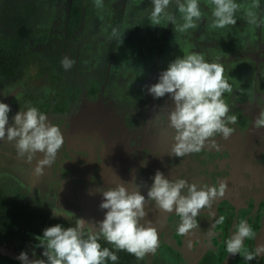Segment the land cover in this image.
I'll list each match as a JSON object with an SVG mask.
<instances>
[{
    "label": "flooded vegetation",
    "instance_id": "flooded-vegetation-1",
    "mask_svg": "<svg viewBox=\"0 0 264 264\" xmlns=\"http://www.w3.org/2000/svg\"><path fill=\"white\" fill-rule=\"evenodd\" d=\"M151 3L152 0H103V7L97 9L94 0H0V102L9 105L11 109L8 114L9 125H11L12 118L18 111H24L28 106H34L47 116L50 123L61 129L65 139V144L57 154L56 163L45 166L43 174L37 180L38 183L43 182L41 185L47 190L50 191L53 186L57 185V180L51 185V179L54 180V178L48 175V170L60 174L58 170L60 171L61 168H58L57 165L64 163L67 167L66 160L68 158L74 164L75 154L79 152V150L76 152V149H74V143H85L86 141V146L89 147L90 141H92L91 143L97 141L98 135L100 138L99 143H101V155L104 154L107 147L111 151L110 147L104 143H113V152H116V157H107L104 154L101 159V167L105 169V174L110 173L111 176L119 180V183L123 182L119 179V174L120 176L128 175V182H131L133 176L140 174V171L137 172V170L134 173L133 169L138 168V164L143 158L142 154L145 151L147 152L144 147L149 148L150 146L141 143L138 139V130L153 125L144 120V115L150 113V106L148 102L141 100L145 96L142 85L146 81L151 80V82H154L153 78H148L150 74L153 75V72H150V63L154 58L153 53L159 47H163V42L168 47L178 44L185 45L184 41L190 37L189 35H198L200 31L203 33L211 32L212 35L209 34V36L214 39V46L219 47V49H221L220 47H225V49L235 48L238 57H254L252 65L264 72L262 70V68L264 69V26L254 27L249 25L244 12L236 13V23L234 25L226 26L223 29H210L211 7L206 3V0H199L202 18L198 22L197 28L189 29L184 34L177 33V37H174L173 33L176 31L170 23L167 25L162 23L158 26L159 29L157 26L151 25L149 19L152 9ZM173 5L175 7L169 5L167 11L171 13L172 10V14H177L176 2ZM255 11L259 17H264V0H260V7ZM113 29H116L122 35V43H119L117 37L111 35ZM238 30L241 37L235 38L232 33ZM127 42L134 43L137 50L147 48V52L143 54L144 70L133 69V61L123 63L122 60H116V57L112 56L114 53H120L121 49L124 50L126 48L124 44ZM36 45L41 52L38 49L35 51ZM51 55L53 60L50 61ZM63 57L75 61L74 69L78 68L75 64L83 68L80 71L78 70L80 68L77 69L79 73L77 78L79 79L78 87L79 90L83 91L85 100V108L79 112L73 109L79 98H74L73 101L70 100L67 107L62 109L63 107H58L59 99L55 94L57 90L50 88L52 86L50 82L52 76H54L53 80L63 82L60 76L62 74L57 72V65L61 66ZM103 57L104 60H102ZM155 63L159 64L160 61H155ZM114 64L126 65L124 68L128 69H124V71L128 70L131 76L137 75L143 79L144 83L139 82V85H135L134 80L128 74L123 85L121 82L122 77H120L121 69H118ZM101 66H103V76L99 75ZM159 67H157V72ZM245 73L249 74L247 70H245ZM113 74H115V81L112 80ZM254 76L255 80L258 78L261 82L264 81L262 72L258 73L256 70ZM138 77L136 78L138 79ZM32 79L39 82L40 89L36 91L29 90ZM238 79L241 80L240 77ZM67 80V77H65L64 82ZM92 80H96V83H98L91 85ZM128 82H130V85H128ZM253 92L251 95L264 94L258 91ZM234 95L242 96L243 109L248 111L251 100L248 96L249 93H245V90L243 92L237 90ZM229 102L227 101V103ZM48 105L49 108L44 112V108ZM258 111L260 114L264 111V108ZM228 115L231 114L228 113ZM245 123L247 124V122ZM79 125H81L80 130L84 129L81 134L84 135L85 140L77 138L75 129H78ZM94 126H101L97 129L98 134L96 133V135L93 134L96 131L93 130ZM102 129L106 133L102 132ZM259 130H264V128ZM259 135L261 136V133ZM249 136L251 135H247L245 140ZM251 139L253 141L249 140L248 143H264V137L255 138L251 136ZM1 144H5L6 148H3L2 151L0 149V152L5 156V161L0 164V192L17 203L24 204L23 206L28 208V212L33 211L44 215V225L42 223L40 225L48 226L50 218H56L57 216L37 211L27 201L19 199L11 193V185L14 180H25L24 183L28 186H26L28 189L37 186L32 181L30 171L31 168L35 167H33V164H36V160L43 158L42 154L37 153L36 158L29 163L25 159L17 157L13 143L0 140L2 148ZM103 145L104 149L102 150ZM236 145L235 143H228L226 146L234 148ZM236 151L238 153L243 152L241 158L248 153L240 148ZM252 153H257V155L249 157L247 154L245 157L249 158L248 161L242 163L243 167H246L247 164L250 166H247L250 172L249 175H242L244 180H239L237 185L233 183L238 186V196L246 197V199L244 201L239 200V203L232 201L231 206L229 204L223 206L217 201L220 205L214 206L213 204L214 212H211L212 208L202 210L196 218L199 228L189 234L180 236L177 233L176 225L179 218L174 214V211L173 213L163 212L155 207L154 202L151 203L152 210H156L159 216L161 212L166 213L163 216L171 223L156 222L154 218L146 217L141 220L142 224L145 220L151 221V226L155 227L158 232L159 246L155 254L145 256V258L151 259L148 264H221L223 260L226 261V264H264V217L260 216V213H263L264 216V146L255 148ZM225 154L229 156V151ZM252 157H256V161L263 162H252L250 161ZM148 159L156 163L161 162L159 157L154 154L148 156ZM111 161L119 163H111ZM191 162H194V160ZM107 163L109 164L106 166ZM120 163L125 167H121ZM232 164H234L233 161ZM184 165H187V163ZM141 169H144V167ZM238 169L240 170V167ZM16 170L19 172H16ZM252 172L257 182L254 183L255 189L247 185L250 180H254L251 179ZM57 179L59 181V178ZM193 182L200 184L199 179H193ZM83 184L82 188L79 187L80 190L83 189V194L94 190L89 178H86ZM234 191L236 194V189ZM63 193L73 196L67 189H64ZM94 195H91V197L98 199L97 194ZM87 198L88 196L81 199L77 198V201L85 206L91 205L89 204L90 201L87 202ZM219 201L222 202V200ZM220 215L226 218L224 224L213 228L214 218H218ZM244 217L256 234L254 238L245 239L244 241V249L255 254V259L250 261L244 258L243 253L228 254L224 243L232 234L234 225ZM63 220L75 226V219ZM85 231L88 230L85 229ZM251 242H253L251 244L253 248L246 249L245 247ZM31 244V242L24 243L19 247L17 244L5 241L0 236V245L11 248L18 253L21 251L30 252L31 255H28L35 257L36 247L31 246ZM108 245L113 248L110 243ZM117 252L125 255L124 258H129L125 261V264H143L145 259L138 260L126 251ZM0 255L7 256L1 252Z\"/></svg>",
    "mask_w": 264,
    "mask_h": 264
},
{
    "label": "clouds",
    "instance_id": "clouds-1",
    "mask_svg": "<svg viewBox=\"0 0 264 264\" xmlns=\"http://www.w3.org/2000/svg\"><path fill=\"white\" fill-rule=\"evenodd\" d=\"M172 0H152L150 22L152 26L162 23L175 25L178 34L195 29L202 18L199 0H176V13L167 9ZM211 7L212 20L210 29H223L236 23V13L243 8L247 23L254 27L264 26V17L255 11L260 7V0H252L244 7L236 0H206ZM97 9L103 7V0H94ZM178 19L180 22H178ZM112 36L122 43V35L113 29ZM75 61L63 57L61 66L70 70ZM232 86L224 77V68L218 61L209 62L203 54L190 52L170 61L165 70L159 74L156 83L147 86V92L154 99L166 94L174 104L168 113L167 127L174 131L171 139L169 156L182 158L199 153L207 144L218 147L216 137L228 139L236 129L237 117L228 115L230 108L224 94L232 92ZM9 105L0 102V140L13 143L18 158L31 163L37 153L41 159L36 160L33 169L39 177L45 166H51L57 159L59 150L65 144L61 129L48 121L47 116L34 106L18 111L9 125ZM254 128H264V111L254 120ZM146 164L142 161L141 167ZM151 185L137 183L133 176L131 182L123 181L107 189L97 187L89 195L99 193L102 197L99 209L104 211V218L99 221L86 222L77 217L75 226L65 227L60 223L43 229L39 247L43 249V259H30L21 251L17 259L21 264H106L116 262L117 251H126L143 260L149 253L155 254L158 246L157 229L151 221L145 220L146 203L154 202L155 207L166 213H173L179 218L176 231L180 236L198 229L197 217L202 210L211 209L217 198L223 197L226 183L218 185L189 183L186 179L176 177L169 179L157 170L151 178ZM127 185V187H126ZM146 187V196L141 188ZM129 188L131 190H129ZM54 214L53 216H58ZM225 216L214 218L213 228L225 222ZM87 226L88 231H85ZM97 230L93 231V228ZM211 235V233H210ZM251 225L244 219L233 227L232 234L224 242L228 254L243 253L248 261L255 259V254L244 249L245 239L255 237ZM104 239L114 250L101 247L99 240Z\"/></svg>",
    "mask_w": 264,
    "mask_h": 264
},
{
    "label": "water",
    "instance_id": "water-1",
    "mask_svg": "<svg viewBox=\"0 0 264 264\" xmlns=\"http://www.w3.org/2000/svg\"><path fill=\"white\" fill-rule=\"evenodd\" d=\"M157 28L159 29L158 26ZM209 34L212 35L211 32L203 33L200 31L198 35H193V36L189 35L190 37H192L191 41H188V40L184 41L185 43V45L183 44L184 46L178 44L176 46L171 45V47H168L163 42L162 43L163 47H159L157 49L158 51L156 50V52L153 53L154 58L151 60V63H150L151 64L150 72H153V75L150 74L148 78H153L152 80H154V82H151L150 80L149 82L146 81L142 85L144 89L143 92H145L144 94L145 96L141 98V100L148 102V105L150 106V113H147L146 115H144L145 116L144 120L145 122H148L153 125H148L149 127L142 128L145 130L139 129L138 139L141 141V143H145L146 145L150 146L149 148L144 147L147 150V152L145 151L146 152L145 156L148 157L154 154L159 157V160H161V162L156 163L155 161H148L146 165H144V169H139L140 174L135 176L137 183L140 181V183L150 186L152 183L151 178L155 175V172H152L153 165H155V167H158L159 165L165 163V168L162 173L164 174L166 178L175 179L176 177L179 176L181 178L186 179L189 183H192L193 179H199L200 184H208V185H218L219 182L224 181L227 184L224 195L227 196L230 194H235L234 189H236V194H237V191H238V188L236 186L237 182L239 180H244V176L242 177V175H249L250 173L249 170L247 169L248 168L247 166L249 165L247 164L246 167H243L242 165L243 162H247L249 159V158H246L245 156L247 154L249 157H251V155L252 156L257 155V153H254V154L252 153L255 151V148H260L264 146V143H248L249 140H252L251 136L255 138L264 137V130H257L254 128V120L256 119L255 117L259 115L258 110L264 108V94H263L264 93V81H262V84H258L256 80L250 79L252 80L253 87L250 90L245 91V93H249L248 96L251 98L249 109L248 111L244 109H240V110H237L235 114H233L237 117V122L235 125H230V126L234 127L236 131L233 134H231L228 139H223L222 137H216L215 142L216 144H218V147H213L212 144L210 143V144L205 145V147L199 153H193L190 155H186L182 158L172 157L168 155L170 152L171 146L174 143V141L171 139V136L174 135V131L167 127V116H168V113L174 108V104L169 98L168 94H166L163 98L154 99L147 92V86H150L156 83L157 82L156 80H158V77L160 74V72H154L156 68L152 67L153 64H155V61L162 62L163 66L165 64L163 70L167 68V65L170 61L174 60L178 56L189 54L190 52H197V53L203 54L205 59L208 60L209 62L225 61L227 68L224 69L225 71L224 77L234 89H236V86H235L236 82L239 81L238 77H240L241 80H244L246 79V77L255 78L256 76V75L251 76V73L246 74L245 72L236 70L238 63L243 62V60H241L238 57H235V58H232L233 60L231 62H228V58L229 59L231 58L230 56L228 57L229 52L225 50V47H220L221 48L220 50L223 52H221V54L218 53L219 48L213 45V42H211V37L209 36ZM158 40L161 41L162 39H158ZM129 43L133 44L132 42H129ZM146 52H147V48H144V49L141 48L137 50V48L128 49L126 47L124 50L121 49L120 53L119 52L114 53L112 56L116 57V60L117 59L122 60L123 63H125V61H133L134 64L133 63L131 64H133L140 71V70H144V67H145L143 65V59H144L143 54ZM129 54L131 55L129 56ZM102 60H104V57ZM75 65L76 67L83 70V68L80 65H77V64ZM115 66L118 69H121L120 77H122L121 82L124 85V81H126L125 80L126 77H123V71L126 65L122 64V65H115ZM102 68L103 66H101L99 69L100 76L104 75ZM114 75L115 74H113V78H112L113 81H115ZM126 76H128L127 72H126ZM247 82L245 81V84ZM137 84L139 85V83ZM256 87H257V91L261 92L263 95H258V96L251 95L253 91L254 92L256 91ZM238 99H242V96H237V95L229 96L227 100V101H230L228 103L229 108H232ZM245 122H247V124ZM77 128L78 129H75V132H77V138L79 140H85L84 135L81 134V132L84 129L82 128V130H80L81 125H79ZM259 133H261V136L259 135ZM247 135H251V136H249V138L245 140ZM243 140L245 141L242 142ZM228 143L230 144L235 143L237 145L234 148L233 147L229 148L226 146L228 145ZM5 144L3 145L1 144L2 145V148L0 146L1 151L3 150V148H6ZM86 145H87L86 141L85 143H74V149H76V152H78L77 150H79L78 154H75L76 158L74 160V164L72 160L68 158L66 160L67 167L65 166L64 163H60L59 165H57L58 168H61L60 171L58 170L60 174L54 173V171L52 172V170H48V175L53 176L54 178V180L51 179V185L54 184V181L58 180L57 178H61V177H63V179L65 178V181H67L68 183L80 181V183L83 184L85 182V179L81 177L82 176L81 172L85 170L86 172L91 171V173H93L91 174V177L89 178V180H91V184L93 185V189L97 187H102V188L106 187L105 189H107L108 187H115V185L119 183V180L116 177L111 176L110 173H108V175L105 174V169L101 167L102 165H100V161L99 163H97L94 161H89L86 158V156L88 155V146ZM244 145L247 148H245ZM238 148H240L241 150L244 149L248 153L245 154L243 158H241L243 152L238 153L236 151ZM232 149H234L232 151L234 154H232L230 158L229 156H226L225 153L226 152L228 153V151ZM252 158H250V161L252 162H257V163L263 162L259 160L256 161L255 159L256 157H252ZM147 160L148 159H146L145 161ZM192 160H194V162H191ZM4 161H5V156L2 152H0V164H2ZM142 161H144V158H142V160L139 162L138 168L141 167ZM232 161L234 164H232ZM114 162H117V161H111V163H114ZM55 163L56 162H54V164ZM185 163H187V165H184ZM108 164L109 163L105 165L107 166ZM34 166H36V164H33V167ZM77 167L78 168L80 167V171H81L80 175H77V173L72 175L70 171L74 168L77 171ZM121 167H125V166L121 164ZM239 167H240V170L238 169ZM34 168H31L30 175H31L32 181L36 184L37 180L40 179V176L37 177L34 174L33 172ZM138 168L133 169L134 173L136 170H138ZM17 171L18 170H16V172ZM67 171H68L67 173L68 175L64 174ZM57 175L58 176L61 175V177H58ZM118 177L122 181H127L128 175L125 174L124 176H120L119 174ZM254 178H255V175L252 172L251 179H254ZM255 182H256V179H254L253 181L250 180V182H248L247 185L255 189L252 186ZM233 183H236V185H234ZM231 186H233L234 189ZM129 190L131 189L129 188ZM140 191L142 195L146 196V187L141 188ZM86 195L88 196L87 202L91 201L92 199H95L97 201L96 198L91 197L88 193H86ZM145 211L147 213L146 218H154L156 222L166 221L165 219L166 217L163 216L166 213L161 212L159 216L156 210H152L151 203H146ZM0 252L15 260H18L17 257L19 253L12 250L11 248H7L3 245H0ZM29 258L38 259L30 255H29Z\"/></svg>",
    "mask_w": 264,
    "mask_h": 264
},
{
    "label": "rangeland",
    "instance_id": "rangeland-1",
    "mask_svg": "<svg viewBox=\"0 0 264 264\" xmlns=\"http://www.w3.org/2000/svg\"><path fill=\"white\" fill-rule=\"evenodd\" d=\"M175 2H176V0H172V2L170 3V6H172L174 8L175 5H173V4ZM236 2L238 4H241L244 7H247V6L251 5V3H252V1H248V0H236ZM151 7H152V3H151ZM241 12H244L243 8L240 11H238L237 13H241ZM171 13H172V10H171ZM178 22H179V20H178ZM170 25L175 30V25H172L171 23H170ZM14 31H12V32H14ZM238 32H239V30L233 32L232 35L235 38H237L238 36L241 37V35ZM173 36L177 37V33L174 32ZM191 38L192 37H189V38H187V40L191 41ZM211 42H213V45H214V39H211ZM124 45L128 49L137 48V46L134 45V43L131 44V43L127 42ZM35 47H36L35 51L38 49L41 52L40 48L37 47V45ZM225 50H227L229 52L228 57L229 56L231 57L230 59L228 58V62H231L233 60L232 58L238 57V53H237V50L235 48L234 49L233 48L225 49ZM221 52H223V51H221L219 49L218 53L221 54ZM243 56H245V55H243ZM238 58H240L241 60L246 61V62L238 63V65L236 67V70H239L241 72H245V70H247L249 73H251V76H254V71H256V70H257L258 73L262 72L264 74V72L261 71L260 69H258V67L256 69L252 65L253 62H254V57H238ZM49 59H50V61L53 60V56L51 55V57ZM220 63L222 64L224 69L227 68V65H226L225 61L220 62ZM158 66H160L158 72H161L164 69L165 64L163 66V64L161 62L159 64L155 63V65H154V68H156L155 72H157V67ZM77 69L78 68L74 69V67H73L70 70L66 71L60 65H57V72L62 74L60 76L62 77L63 82L65 81V77H67L68 80L63 83V82H59L57 80H53L54 76H52L50 78V82L52 84V86H50V88L51 89L55 88L57 90L55 94H56L57 98L59 99L58 107H63L62 109H65L67 107V104H68V102L70 100L73 101L74 98H79V100L76 101V105L73 108V109L76 110V112H79L80 110H83L85 108V104H84L85 100L83 98V95H84L83 91L79 90V87H78L79 79H77V78L79 77V73H78ZM125 69H128V68H125ZM133 69H137V68L134 66ZM78 70L80 71L81 69H78ZM262 70H264V69L262 68ZM60 71H62V72H60ZM126 72L129 74L130 78H132L134 80L135 85H137V83H139V82L144 83L143 79H141L137 75L136 76H134V75L131 76L130 72L128 70L123 71V77L127 78ZM241 72H240V74H241ZM136 77H138V79ZM250 79L255 80L254 77L253 78L252 77H246V79H244V80L237 81L236 85H235L236 89L239 92H243L244 90L245 91L246 90H250L253 87L252 86V84H253L252 80H250ZM125 80H127V79H125ZM136 80H138V81H136ZM248 80H250V81H248ZM245 81L246 82L248 81V82L245 84ZM256 81H257L258 84H262L260 79L256 78ZM97 83H96V80H92L91 81V85H96ZM128 85H130V82H128ZM39 86H40L39 82L36 79H32L30 81L29 90L36 91V90L40 89ZM236 89L233 88L231 93H225L224 94V98H225L226 103H227V100H228L229 96H235L234 93L237 91ZM256 91H257V87H256ZM242 100L243 99H238L236 101V103L233 105V107L230 108L229 113L231 115H233L237 111L236 109L238 107H240V108H238V110L244 108V103L242 102ZM48 108H49V105L44 108V112ZM72 114H73V112H72ZM99 128H101V126H94L93 127V130H96L93 133L94 135H96V133L98 134V130L97 129H99ZM101 131L106 133V131L104 129H102ZM91 142L92 141H90V143L88 142L89 143L88 155L86 156V158L89 161H94V162H97V163H99V161H100V165H102V163H101L102 160L101 159L104 157V154L107 157H109V156L116 157V152H113V143H104L105 145H108L110 147L111 151L107 147V149L104 151V154L102 153V155H101L102 151L100 150V148H101L100 144L101 143H99L100 142L99 135L97 136V141H95L94 143H91ZM103 149H104V145H103L102 150ZM233 150L234 149L229 151V157L230 158H231L232 154H234L232 152ZM142 155H143L144 161L146 159H148V157L145 156L146 152L144 154H142ZM147 161H150V159H148ZM164 168H165V163L159 165L158 167H155L153 165L152 172H156L157 170L163 172ZM139 169H141V167L138 168L137 172H139ZM80 172H81L80 171V167L79 168L77 167V171L75 170V168L70 171V173L72 175H74L76 173H77V175H80ZM67 173H68V171L65 172L64 174H67ZM81 173H82L81 177L83 179L90 178L91 174H93V173H91V171L90 172H86V170L81 172ZM59 177H61V175H59ZM61 178H59V181H56L57 185L52 187L53 191L52 190H50V191L47 190V188H45L43 185H41V183H38V182H36V185L38 187L37 186L36 187H29L30 189H28L27 188L28 186L24 183L25 180H23V181L22 180H14L12 182V185H11V188H12L11 193H13L14 196H16L17 198L22 199L24 201H27L30 204V206L32 208L36 209L37 211H41V212H43L45 214L48 213V214H52V215H53V213L54 214H59L57 217L63 218L65 220H70V219H75L76 220L77 217H79V218H83L86 222H93V221L102 220L104 218V211L99 209V207H98V205L100 204V202L102 200V197H101V195L99 193H97L98 195H96L98 197V199H99L98 200L96 198L98 202L95 199H92V201L89 202V204H91V205L85 206L82 203L77 201L78 200L77 198H80V199L82 198V192L79 189V187L81 186V188H82L84 186V184L80 183V181L68 183L67 181H65V178L64 179H63V177H61ZM60 182H62V183H60ZM252 186L254 188L256 187L254 184ZM231 187L233 188V186H231ZM237 188H238V186H237ZM62 189H63V191H64V189L69 190L70 194L73 195V196H70V195L68 196V195L64 194ZM82 191H83V189H82ZM79 193L81 194V197L77 196ZM249 194H251V193H249ZM234 199H235V201H234ZM245 199H246V197L238 196V194H230V195H227V196L224 195L223 197L217 198L216 202L214 203V206L215 205H220V204H222L223 206L226 205V204H229V206H231L232 201L236 202V203H239V200L244 201ZM219 200H222V202L219 201ZM211 212H214L213 208H212ZM244 216H246V215H244ZM260 216L264 217L263 213H260ZM248 217L250 218V216H248ZM243 219L245 220V217ZM164 222H167L168 224L171 223L170 220H166ZM167 223H165V224H167ZM260 226H262V225H260ZM85 229H87V226H86ZM95 230H97V229L94 227L93 231H95ZM194 230H197V229H194ZM194 230H192L191 232H193ZM253 242H255V241H253ZM253 242L248 244L245 248L246 249L253 248L252 245H251ZM26 253L31 255L30 252H26ZM150 254L151 253H149L148 255H150ZM147 258L144 259L143 264H148V262L151 260V259H147ZM223 263L226 264V261L223 260V262L221 264H223Z\"/></svg>",
    "mask_w": 264,
    "mask_h": 264
},
{
    "label": "trees",
    "instance_id": "trees-1",
    "mask_svg": "<svg viewBox=\"0 0 264 264\" xmlns=\"http://www.w3.org/2000/svg\"><path fill=\"white\" fill-rule=\"evenodd\" d=\"M23 205L24 204L17 203L15 200L0 192V236L5 241L11 244H17L19 247H21L24 243L31 242V246L36 247L35 257L43 259L41 256L43 249L39 247V236H42L43 229L57 223H60L65 227L72 226L73 224L71 225L63 219L56 217L50 218L48 226H43L45 216L33 211L28 212V208ZM40 223L43 225L41 226ZM98 242L101 244L102 248L107 247L110 250H114L110 245H108V243H106L107 241L101 239ZM116 254L118 256V260L116 262L107 261L106 264H125V261L129 260V258L123 257L125 255L118 252H116ZM0 264H21V262L7 256L0 255Z\"/></svg>",
    "mask_w": 264,
    "mask_h": 264
},
{
    "label": "bare ground",
    "instance_id": "bare-ground-1",
    "mask_svg": "<svg viewBox=\"0 0 264 264\" xmlns=\"http://www.w3.org/2000/svg\"><path fill=\"white\" fill-rule=\"evenodd\" d=\"M58 181V180H57ZM39 183H43V182H39ZM60 183H62V182H60ZM81 192H82V197L83 198H85V197H87V195L86 194H83V191L81 190ZM77 196H79V197H81V194L79 193ZM95 196V195H94Z\"/></svg>",
    "mask_w": 264,
    "mask_h": 264
}]
</instances>
